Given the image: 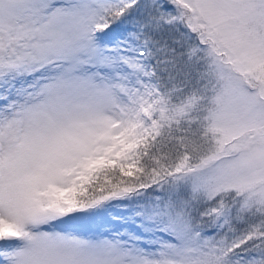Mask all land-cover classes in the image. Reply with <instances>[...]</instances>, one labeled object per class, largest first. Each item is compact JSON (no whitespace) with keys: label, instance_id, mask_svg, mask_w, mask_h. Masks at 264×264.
Listing matches in <instances>:
<instances>
[{"label":"snow or ice","instance_id":"6c2138e0","mask_svg":"<svg viewBox=\"0 0 264 264\" xmlns=\"http://www.w3.org/2000/svg\"><path fill=\"white\" fill-rule=\"evenodd\" d=\"M0 264H264V0H0Z\"/></svg>","mask_w":264,"mask_h":264}]
</instances>
